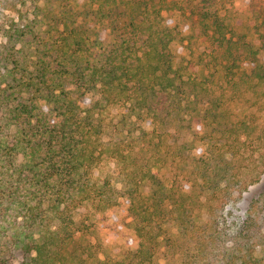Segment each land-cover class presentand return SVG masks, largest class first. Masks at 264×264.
<instances>
[{"label": "trees", "instance_id": "obj_1", "mask_svg": "<svg viewBox=\"0 0 264 264\" xmlns=\"http://www.w3.org/2000/svg\"><path fill=\"white\" fill-rule=\"evenodd\" d=\"M38 8L0 45V264H264V190L244 219L228 209L264 179V4L258 47L215 0ZM197 26L215 70L188 76L173 45ZM113 104L149 127L130 151L111 149L121 188L92 178ZM88 202L131 217L136 244L121 260L102 257L75 220Z\"/></svg>", "mask_w": 264, "mask_h": 264}, {"label": "rangeland", "instance_id": "obj_2", "mask_svg": "<svg viewBox=\"0 0 264 264\" xmlns=\"http://www.w3.org/2000/svg\"><path fill=\"white\" fill-rule=\"evenodd\" d=\"M47 1L49 0H0V45L6 43V31L13 19H18L21 14L33 15L39 11L38 7H44ZM215 1L223 13L227 9L231 11L234 17V29L245 34L247 40L258 47L260 42L255 28L256 12L254 11L257 6L264 4V0ZM173 51L176 65L185 67L188 76L212 73L215 70L214 56L216 52H214V45L202 35L199 26L196 27L190 39L175 43ZM0 55L4 54L0 52ZM230 108L235 113H242L243 111L248 113L250 111L237 104H232ZM128 114V110L122 104L110 105L101 114L104 125L102 140L106 152L100 163L92 170V178L98 184H103L109 180L113 186L122 187L121 164L112 155L111 149L119 145L123 150L130 151L137 145L138 132L136 130L140 126L149 129L147 125L136 121L134 117H129ZM162 173L166 176L169 175L166 169ZM149 188L150 184L145 183L142 186L143 193L148 194ZM263 190L264 179L251 187L248 192L237 197L228 208L230 220L244 219L251 200ZM75 220L90 231L89 240L100 247L102 257L106 255L109 258L121 260L124 251L130 246L129 243H132V247L136 244L131 224L132 219L121 207L101 211L92 202H88L76 210ZM173 231L176 232L175 229Z\"/></svg>", "mask_w": 264, "mask_h": 264}]
</instances>
